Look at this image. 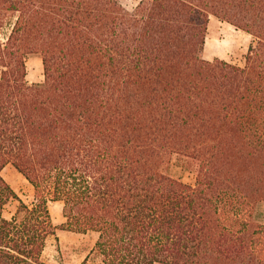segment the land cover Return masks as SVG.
<instances>
[{"label":"trees","instance_id":"trees-1","mask_svg":"<svg viewBox=\"0 0 264 264\" xmlns=\"http://www.w3.org/2000/svg\"><path fill=\"white\" fill-rule=\"evenodd\" d=\"M210 14L253 36L243 65L202 56ZM6 18L0 264H49L51 201L61 228L98 233L104 264H264V0H0ZM173 153L195 161L194 184L164 171Z\"/></svg>","mask_w":264,"mask_h":264},{"label":"rangeland","instance_id":"rangeland-1","mask_svg":"<svg viewBox=\"0 0 264 264\" xmlns=\"http://www.w3.org/2000/svg\"><path fill=\"white\" fill-rule=\"evenodd\" d=\"M128 10H133L140 0H119ZM14 18H6L0 27L1 36L6 39L10 33ZM253 36L243 29L210 14L202 56L206 59L219 57L227 61L243 65L245 55ZM27 79L29 83L44 80L43 64L38 53L30 52L26 56ZM164 171L186 183H195L196 163L191 158L173 153ZM5 178L16 190L19 197L27 203L33 200V187L28 180L11 164L3 170ZM18 200H11L4 213L10 216L18 205ZM49 209L55 227L54 233L47 238L43 259L49 264H80L87 259L90 264H104L102 256L95 249L98 233L95 231L79 232L63 229L60 225L65 221L62 213V202L51 201ZM256 221L264 223V201H260L254 211ZM163 264V263H156Z\"/></svg>","mask_w":264,"mask_h":264},{"label":"bare ground","instance_id":"bare-ground-1","mask_svg":"<svg viewBox=\"0 0 264 264\" xmlns=\"http://www.w3.org/2000/svg\"><path fill=\"white\" fill-rule=\"evenodd\" d=\"M205 47V46H204Z\"/></svg>","mask_w":264,"mask_h":264}]
</instances>
